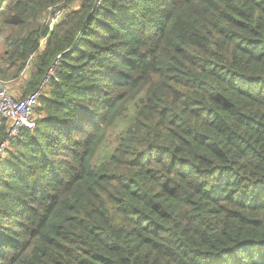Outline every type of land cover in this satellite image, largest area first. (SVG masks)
I'll return each mask as SVG.
<instances>
[{
  "label": "trees",
  "instance_id": "trees-1",
  "mask_svg": "<svg viewBox=\"0 0 264 264\" xmlns=\"http://www.w3.org/2000/svg\"><path fill=\"white\" fill-rule=\"evenodd\" d=\"M32 9L0 0V40ZM8 52L40 97L0 264H264V0H81Z\"/></svg>",
  "mask_w": 264,
  "mask_h": 264
},
{
  "label": "rangeland",
  "instance_id": "rangeland-1",
  "mask_svg": "<svg viewBox=\"0 0 264 264\" xmlns=\"http://www.w3.org/2000/svg\"><path fill=\"white\" fill-rule=\"evenodd\" d=\"M29 1L34 5V9L25 13V16L23 17L24 23L13 27H6L5 37L0 40V66L5 70L13 67L8 61L9 45L12 42L25 38L26 34L29 32H35L43 28L55 29L56 25L62 21L64 15L72 10H78L81 6V0H73L71 2L65 0L63 2L55 3H52V0ZM45 45L46 40L42 41L41 50L44 49ZM37 56L38 55H36V57ZM34 60L35 58L32 57L19 77L15 79L0 80V83L7 87L8 92L14 99H22L26 83L30 80L31 74L35 71ZM105 152L106 150L103 149L102 153L105 154ZM3 160L4 159H2L0 163Z\"/></svg>",
  "mask_w": 264,
  "mask_h": 264
},
{
  "label": "built area",
  "instance_id": "built-area-1",
  "mask_svg": "<svg viewBox=\"0 0 264 264\" xmlns=\"http://www.w3.org/2000/svg\"><path fill=\"white\" fill-rule=\"evenodd\" d=\"M39 97L38 91L25 99H14L0 83V161L6 156L10 142L23 130H35Z\"/></svg>",
  "mask_w": 264,
  "mask_h": 264
}]
</instances>
